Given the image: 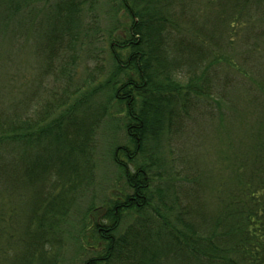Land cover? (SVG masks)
<instances>
[{
	"label": "trees",
	"instance_id": "trees-1",
	"mask_svg": "<svg viewBox=\"0 0 264 264\" xmlns=\"http://www.w3.org/2000/svg\"><path fill=\"white\" fill-rule=\"evenodd\" d=\"M94 1L57 0L40 20L30 18L40 74L56 60L51 72L67 81L52 100L34 91L36 98L0 108V264H60L73 211L94 178L96 138L109 121L117 135L106 151L123 187L104 207L83 212L76 255L94 253L81 264H264V80L253 81L251 157L230 162L235 185L221 195L217 214L197 222L200 207L181 200L194 181L181 176L163 148L181 131L188 108L210 94L212 37L185 12L184 0H108L114 18L105 40L107 75L96 84L90 75L71 89L79 60L71 50L80 41L83 9ZM37 3L6 0L5 18ZM218 7L219 68L234 67L252 81L235 60L247 62L249 47L264 60V0H219ZM238 43L243 51L228 59L226 44ZM222 74L225 103L229 79ZM125 217L133 225L118 235ZM88 237L94 247L84 242Z\"/></svg>",
	"mask_w": 264,
	"mask_h": 264
},
{
	"label": "rangeland",
	"instance_id": "rangeland-1",
	"mask_svg": "<svg viewBox=\"0 0 264 264\" xmlns=\"http://www.w3.org/2000/svg\"><path fill=\"white\" fill-rule=\"evenodd\" d=\"M5 1L0 0V108L19 103L25 97L33 95L34 91L38 92L41 100L43 98L52 100L53 95L62 90L67 79L63 74L51 72L52 67L58 64L56 60L52 63L49 73L40 74L43 67L37 60L33 48L36 36L30 29L29 21L32 16L40 20L48 7H52L57 0H38L35 8L24 6L20 11L15 10L13 14L8 15V18H5ZM184 1L185 12L197 20V24L200 28L202 27L204 33H209L212 37V47L217 50L215 53L217 56L206 76L207 85L210 86L209 96L199 99L188 108L181 131L168 137L163 149L166 159L173 158L174 163H177L181 176L194 181L185 184L181 200L185 207H200L197 211L199 213L195 212L194 218L197 222H201L202 218L207 219L219 212L221 195L226 196L228 187L235 185L231 176L232 169L229 167L230 162L237 164L235 160H240L247 153V157H251V152L248 150L252 144L251 136L254 128L251 105H253L252 96L257 93L253 81L256 76L264 80V60L261 59L263 52L249 47L245 48V51L250 54H248L247 62L244 63L243 58L237 56L243 51L239 43L237 46L226 44V57L234 59L237 56V60H234L237 64L240 63L248 68L247 72L252 81L243 78V74L233 69L234 67L224 66L222 69L221 65L219 68V26L217 25L219 0ZM113 18L108 0H95L90 9L84 7L80 41L75 50H71L73 54L77 53L79 59L74 65L76 73L70 83L71 89L78 83L83 84L90 75L95 78L93 84L106 77L108 67L105 64V40L108 38L107 32ZM242 36L241 33L236 36L239 42ZM223 40L227 39L223 38ZM220 72H223L222 77L229 79L227 80L228 93L225 95L226 98L223 96L225 103L219 101V87L222 89L224 86L219 85L223 83V80L219 78ZM88 87L89 85L85 84V88ZM34 98L36 97L33 95L32 99ZM97 98L102 101L103 97L99 94ZM219 112L224 113L221 118ZM113 126L114 122L106 123L96 138L94 178L90 188L80 196L77 211H73L71 224L67 227L68 235L62 241L60 264H81L84 259L93 255V248H87L86 252L76 255L77 225L89 205L99 209L104 207L105 201L112 198L123 187L118 172L110 162L106 151L107 143L117 135ZM118 135H120L119 131ZM0 204L3 205L1 202ZM88 218L86 217L85 220L86 229L90 221ZM198 224L204 227L203 225L207 223ZM132 225V217H125L119 225L118 235L123 234ZM86 235L88 236L87 230ZM86 238L84 242L94 247V241L89 237ZM9 253L12 255V252ZM166 264L194 263H178L169 260Z\"/></svg>",
	"mask_w": 264,
	"mask_h": 264
}]
</instances>
